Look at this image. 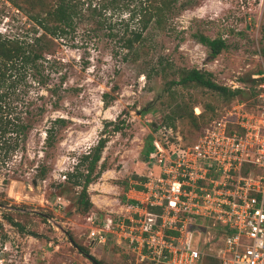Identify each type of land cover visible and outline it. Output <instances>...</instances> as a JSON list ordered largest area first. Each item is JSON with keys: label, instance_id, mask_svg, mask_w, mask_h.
Listing matches in <instances>:
<instances>
[{"label": "rangeland", "instance_id": "obj_1", "mask_svg": "<svg viewBox=\"0 0 264 264\" xmlns=\"http://www.w3.org/2000/svg\"><path fill=\"white\" fill-rule=\"evenodd\" d=\"M135 7L108 8L103 14L122 34V21L138 27L130 16ZM263 19L264 0H174L145 33L138 60L129 62L123 60L126 50L117 38H108L104 31L89 36L84 24L55 38L46 55L58 63L46 65L45 85L28 79L32 85L27 98L42 95L36 105L43 103L46 111L32 122L10 161L0 163V264H92L69 236L101 264L136 263L128 247L114 238L102 247L90 245L87 218L101 220L118 210L125 191L145 179L150 137L191 142L201 126L232 119L235 105L253 101L249 79L264 69ZM31 25L23 11L0 0L2 33L32 36ZM197 34L223 37L228 48L213 57ZM159 61L172 64L166 75L153 70ZM180 67L211 72L219 85L240 89L241 95L223 99L201 86L165 84ZM178 105L184 114L192 107L199 115L196 125L178 116ZM57 117L63 122L52 123ZM51 127L54 135L45 142V130ZM100 138L106 146L93 175L100 174L87 191L104 200L109 210L79 211L88 163L73 171ZM69 172L76 176L69 179Z\"/></svg>", "mask_w": 264, "mask_h": 264}, {"label": "built area", "instance_id": "obj_2", "mask_svg": "<svg viewBox=\"0 0 264 264\" xmlns=\"http://www.w3.org/2000/svg\"><path fill=\"white\" fill-rule=\"evenodd\" d=\"M252 78L254 104L235 105L232 119L191 142L151 138L142 188L87 218L90 245L114 238L134 264H264V69Z\"/></svg>", "mask_w": 264, "mask_h": 264}, {"label": "trees", "instance_id": "obj_3", "mask_svg": "<svg viewBox=\"0 0 264 264\" xmlns=\"http://www.w3.org/2000/svg\"><path fill=\"white\" fill-rule=\"evenodd\" d=\"M14 7L23 11L32 22V36L29 34H5L0 31V163L6 165L13 153L19 150L22 143L26 140L28 132L32 128V122L37 117L42 116L46 111L43 103L37 104L36 101L42 99V95H35L28 99L27 95L32 84L28 83L30 78L37 85H45L48 80L46 68L53 67L58 63L56 59L48 58L46 53L52 51L55 38L66 36L80 25H85L83 30L85 34L92 35L104 31L105 35L111 39H118L120 49L126 50L123 60H138L142 47L146 44L148 31L153 21H160L162 10L169 8L174 0H5ZM136 5L135 11L131 14V20H137L138 27H130L129 23L121 22L124 30L121 34L116 30L111 22L104 17V11L108 8H125L130 4ZM198 42L210 49L213 57L220 55L222 51L228 48V44L223 37L217 36L211 38L205 34H197ZM262 40L264 41V19L262 24ZM264 56V47L261 51ZM49 64V65H48ZM48 65V66H46ZM172 67L169 62L159 61L154 71L157 74L166 75L167 69ZM260 72V71H259ZM150 78L151 73L147 74ZM174 78L168 79L165 84H176L182 86H201L216 92L223 99H232L241 95L240 89H229L219 85L212 77L211 72L202 71L198 68L180 67L174 73ZM66 75L61 76V82ZM249 83L252 84L250 91L251 98L254 97V83L251 77ZM56 93V89L50 90ZM105 102V101H104ZM251 102L248 107L253 105ZM179 117L186 116L194 124H197L199 115L190 111L184 114L181 105H178ZM63 122L62 117L52 120V123ZM206 126L199 128L202 133ZM116 131L119 126L114 125ZM54 128L45 130V142H48L54 135ZM105 139L100 138L96 146L80 159L73 172L78 173L81 163H88L86 175L84 177L83 190L78 202L79 211H90L94 208L91 197L88 194V186L93 178L99 174L93 175L97 165L100 163L102 153L105 149ZM152 148L151 137L146 157ZM105 171L104 165L101 169ZM69 179L75 177L74 173H68ZM66 174V177L68 176ZM80 176V177H82ZM140 181L144 182L145 179ZM78 183V182H77ZM137 188H142L137 185ZM128 191V189H127ZM121 200H127L126 193ZM16 225H20L14 222ZM22 229V227H19ZM30 234L33 235L31 232ZM69 242L76 248L79 254L87 258L92 264H101L81 245L69 236Z\"/></svg>", "mask_w": 264, "mask_h": 264}, {"label": "crops", "instance_id": "obj_4", "mask_svg": "<svg viewBox=\"0 0 264 264\" xmlns=\"http://www.w3.org/2000/svg\"><path fill=\"white\" fill-rule=\"evenodd\" d=\"M90 197H91V201L95 208L101 209V210H109L108 207L106 206L107 203L104 202V200H101L100 198H96L93 195H90Z\"/></svg>", "mask_w": 264, "mask_h": 264}]
</instances>
